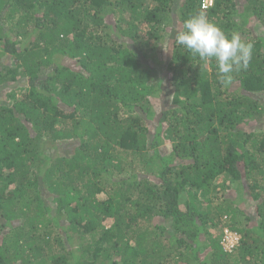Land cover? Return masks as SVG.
Here are the masks:
<instances>
[{"label":"trees","instance_id":"16d2710c","mask_svg":"<svg viewBox=\"0 0 264 264\" xmlns=\"http://www.w3.org/2000/svg\"><path fill=\"white\" fill-rule=\"evenodd\" d=\"M203 1L0 0V264H264V0ZM200 12L253 43L228 87Z\"/></svg>","mask_w":264,"mask_h":264},{"label":"clouds","instance_id":"9594fccd","mask_svg":"<svg viewBox=\"0 0 264 264\" xmlns=\"http://www.w3.org/2000/svg\"><path fill=\"white\" fill-rule=\"evenodd\" d=\"M175 40L205 64L215 60L223 87L233 82V73L247 70L252 59L253 43L244 41L237 32L226 33L204 12L185 20Z\"/></svg>","mask_w":264,"mask_h":264},{"label":"built area","instance_id":"2783aa9c","mask_svg":"<svg viewBox=\"0 0 264 264\" xmlns=\"http://www.w3.org/2000/svg\"><path fill=\"white\" fill-rule=\"evenodd\" d=\"M212 5V0H204L203 1V9H207ZM240 241V236L237 233L230 232L229 230L225 231V239L223 241V245L225 250L228 252H233V250L238 246Z\"/></svg>","mask_w":264,"mask_h":264},{"label":"rangeland","instance_id":"374dc122","mask_svg":"<svg viewBox=\"0 0 264 264\" xmlns=\"http://www.w3.org/2000/svg\"><path fill=\"white\" fill-rule=\"evenodd\" d=\"M258 31H259V29H258ZM169 46H170V44H169V42H165L164 44H162L161 46H160V48H162V47H164V49L166 48H169ZM171 47V46H170ZM163 49V50H164ZM167 99V101L168 100H170L171 98L170 97H168V98H166ZM172 100V99H171ZM159 102H160V100H158V101H155V103L153 104L154 106H156L157 107V112L158 111H160V110H158V104H159ZM76 145L77 144H75V142H67V143H64V149H65V152L68 154V155H72L73 153H74V150H75V148H76Z\"/></svg>","mask_w":264,"mask_h":264}]
</instances>
